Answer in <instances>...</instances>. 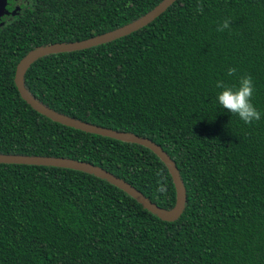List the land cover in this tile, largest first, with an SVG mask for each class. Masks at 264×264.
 <instances>
[{
	"label": "trees",
	"instance_id": "trees-1",
	"mask_svg": "<svg viewBox=\"0 0 264 264\" xmlns=\"http://www.w3.org/2000/svg\"><path fill=\"white\" fill-rule=\"evenodd\" d=\"M27 1L0 17V155L87 163L170 210L174 185L153 152L53 122L14 85L30 51L116 30L163 0ZM244 75L261 113L251 124L216 101L217 81ZM22 84L59 115L158 146L184 206L161 221L82 171L0 164V264H264V0H175L128 35L38 58Z\"/></svg>",
	"mask_w": 264,
	"mask_h": 264
},
{
	"label": "water",
	"instance_id": "water-1",
	"mask_svg": "<svg viewBox=\"0 0 264 264\" xmlns=\"http://www.w3.org/2000/svg\"><path fill=\"white\" fill-rule=\"evenodd\" d=\"M5 0H0V11L3 9V2ZM175 0H163L157 7H155L152 11L144 15L142 18L125 25L116 30L110 31L108 33L75 43L68 44H53L47 45L44 47H38L32 51H30L17 65L14 74V85L20 96V98L34 111L39 113L40 115L50 119L53 122H56L60 125L82 131L84 133L95 134L99 136H104L108 138H113L123 142H129L134 144H139L141 146L146 147L151 152H153L165 165L167 168L171 180L175 189V202L173 207L170 210H163L156 207L152 204L148 199H146L142 194L136 191L134 188L123 182L122 180L114 177L113 175L92 166L87 163L77 162L73 160L67 159H55V158H42V157H27V156H9V155H0V164H14V165H33V166H50V167H59L65 169H74L77 171H82L84 173L93 175L98 177L111 185L121 189L126 194L131 196L134 200H136L144 209L155 215L161 221H173L175 220L183 206H184V191L177 174V171L171 162V160L167 157V155L155 144L150 142L147 139L136 137L131 134L119 133L115 131H111L108 129H104L101 127L93 126L87 123L79 122L65 116L59 115L39 103L33 100L25 91L22 84V76L26 69L38 58L54 53L68 52V51H76L87 49L96 45H100L103 43L110 42L114 39L123 37L128 35L139 28L145 26L150 21L155 19L158 15H160L170 4H172Z\"/></svg>",
	"mask_w": 264,
	"mask_h": 264
},
{
	"label": "clouds",
	"instance_id": "clouds-1",
	"mask_svg": "<svg viewBox=\"0 0 264 264\" xmlns=\"http://www.w3.org/2000/svg\"><path fill=\"white\" fill-rule=\"evenodd\" d=\"M196 11L202 12V6H198ZM231 21L226 19L217 27L218 32H223L230 27ZM235 68H229L228 76H233L236 73ZM216 87L222 89L216 96L218 105L227 110L231 114H235L244 122L251 124L253 121L261 119V113L251 103V98L254 93V86L251 76L244 75L239 78L238 85L228 86L223 81H217ZM163 191L164 189H159Z\"/></svg>",
	"mask_w": 264,
	"mask_h": 264
},
{
	"label": "flooded vegetation",
	"instance_id": "flooded-vegetation-1",
	"mask_svg": "<svg viewBox=\"0 0 264 264\" xmlns=\"http://www.w3.org/2000/svg\"><path fill=\"white\" fill-rule=\"evenodd\" d=\"M8 1H10V0H5L3 2V9L0 11V17L6 16V15H9V17L16 15L18 12H20V9L22 10V6L24 4H28L27 0H11L12 1L11 5ZM7 6L11 7L9 11L6 8ZM3 24H4V22H0V26Z\"/></svg>",
	"mask_w": 264,
	"mask_h": 264
}]
</instances>
